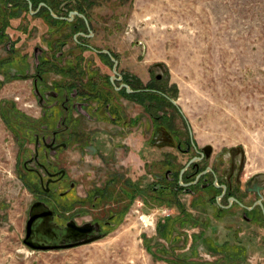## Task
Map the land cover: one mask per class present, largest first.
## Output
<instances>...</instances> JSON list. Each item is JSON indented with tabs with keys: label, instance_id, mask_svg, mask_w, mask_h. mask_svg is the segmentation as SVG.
<instances>
[{
	"label": "rangeland",
	"instance_id": "rangeland-1",
	"mask_svg": "<svg viewBox=\"0 0 264 264\" xmlns=\"http://www.w3.org/2000/svg\"><path fill=\"white\" fill-rule=\"evenodd\" d=\"M18 1L6 0L0 9L5 14L0 23V264H181L171 262L185 259L177 255L179 249L174 247L178 245L167 243L165 231L173 229L175 222L166 226L165 219L196 211L189 205L187 193H155L150 189L152 172L165 170L167 166L161 162L167 157L148 143L144 153L147 195H134L129 209L106 237L54 250H36L23 242L32 201L22 166L26 150L23 128L26 117L38 116L40 108L35 102L33 79L11 76L6 65L21 61L28 67L26 73L33 74V47L39 37L54 33L55 28ZM89 10V23L96 31L92 43L97 48L109 47L117 55L118 70L132 73L144 87L151 81L153 64H163L166 86H172L171 98L179 111L169 104L162 111L171 113L178 130L186 132L189 126L200 145L211 144L215 149L239 146L245 151L248 170L264 173V0H110ZM8 37L17 42L14 54L6 50ZM66 54L83 55L85 62L91 63L97 59L89 50L73 49ZM87 67L78 83L86 90L90 89L83 84L90 72ZM90 67L92 74L98 70L97 77L93 76L99 84L111 75L110 66L92 63ZM43 76L48 85L59 79L52 70ZM111 99H117L116 94ZM120 102L121 121L82 123L81 149L70 147L66 151L67 166L75 178L83 171L86 182H91L94 174L98 181L104 180L114 163L106 153L112 150L115 160L120 159L121 145L129 153L132 180L142 173L136 154L140 144L129 121L140 108L129 100ZM142 114L147 136L150 120L144 110ZM114 135L123 142L116 148ZM92 136L99 138L98 147ZM186 228L191 232L190 225ZM168 247L177 253L173 258L165 251ZM201 257L210 258L204 252ZM191 259L193 262L186 264H211Z\"/></svg>",
	"mask_w": 264,
	"mask_h": 264
},
{
	"label": "flooded vegetation",
	"instance_id": "flooded-vegetation-1",
	"mask_svg": "<svg viewBox=\"0 0 264 264\" xmlns=\"http://www.w3.org/2000/svg\"><path fill=\"white\" fill-rule=\"evenodd\" d=\"M29 1L30 7L28 0L18 2H25L28 12L42 16L55 29L54 33H45L38 38L39 44L37 42L33 47L35 72L25 77L33 79L35 102L40 113L26 117L23 128L26 150L22 166L32 189L23 240L26 238L40 247L48 246L33 248L36 250H54L106 237L119 224L134 195H147L148 185L144 184V179L148 167L144 153L148 143L150 148L158 147L167 157L161 162L167 168L152 172L154 184L150 189L155 193H187L189 205L196 211L181 214L173 220L169 216L165 219L166 226L175 222L173 229L165 231L167 243L173 244L171 246L181 243L174 247L179 249V254L170 247L165 251L170 258L177 254L185 259L171 262L186 264L193 262L191 258L195 257L196 263L209 260L211 264H264V176L248 170L245 151L239 146L215 149L211 144L200 145L189 126L186 132H181L173 125L171 113L162 111L168 104L179 111L171 100L172 86H166L164 67L153 65L151 81L142 87L138 77L118 70L120 62L109 47L101 45L97 48L92 43L96 31L89 23V9L110 0ZM5 4L6 0H0V9ZM4 15L0 13V23L4 21ZM61 27L64 28L62 32L55 33ZM6 40L7 52L14 54L16 40L9 37ZM73 49L94 53L97 59L92 63L110 66L111 75L105 76L99 84L95 78L98 70L92 74L90 60L85 62L83 55L66 54ZM86 64L90 70L83 83L89 85L87 90L78 85L82 82ZM6 68L11 76L19 78L28 69L21 61L9 63ZM46 70L54 71L59 79L48 85L43 76ZM103 84L112 89V96ZM125 85L132 91H127ZM115 94L117 99H111ZM143 94L145 103L141 101ZM123 100L132 101L140 108L129 121L136 128L133 132L140 144L136 154L141 161V168H138L142 173L132 180L131 163L127 161L129 153L121 145L120 159L115 160L117 155L115 157L112 150L106 153L114 163L104 180L98 181L94 174L91 182H86L88 177L83 171L75 178L67 166L70 160L66 151L70 147L81 149L82 123L121 121L124 116L120 112V101ZM161 102L164 103L162 107ZM143 110L150 120L147 136ZM92 138L98 147L99 138ZM115 138L114 135V148L123 143ZM186 225H190L191 232L188 228L183 229ZM179 231L184 234L172 236V232ZM203 252L210 258H202Z\"/></svg>",
	"mask_w": 264,
	"mask_h": 264
},
{
	"label": "water",
	"instance_id": "water-1",
	"mask_svg": "<svg viewBox=\"0 0 264 264\" xmlns=\"http://www.w3.org/2000/svg\"><path fill=\"white\" fill-rule=\"evenodd\" d=\"M28 4H29V7H30V6H31V1L28 0ZM61 7H62V6H61ZM106 52L108 53V51H106ZM112 59H113V61L115 62V65H116V60H115L113 57H112ZM115 65H114V68H113V71H114V72H116V70H115ZM153 65L164 67L163 64H162L161 62H157V63H155V64H153ZM20 76L23 77V78H25V77H27V73H25V74H21ZM125 88H127V91H132L131 88H129V87L126 86V85H125ZM171 100H172L173 104L176 105V101L173 100V99H171ZM190 131H191V130H190ZM261 175L264 176V173H263V174L261 173ZM88 241H92V239H89ZM23 242H24L25 244L30 245L32 248H36V249H41V248H42V249H45V248H48V246H41V247H40V246H38V245H35V244L29 242L26 238H24Z\"/></svg>",
	"mask_w": 264,
	"mask_h": 264
},
{
	"label": "trees",
	"instance_id": "trees-1",
	"mask_svg": "<svg viewBox=\"0 0 264 264\" xmlns=\"http://www.w3.org/2000/svg\"><path fill=\"white\" fill-rule=\"evenodd\" d=\"M141 101H143L144 103L147 102V101H146V96H145L144 94H143V96H142ZM163 105H164V103L161 102V105H160V106L162 107Z\"/></svg>",
	"mask_w": 264,
	"mask_h": 264
},
{
	"label": "bare ground",
	"instance_id": "bare-ground-1",
	"mask_svg": "<svg viewBox=\"0 0 264 264\" xmlns=\"http://www.w3.org/2000/svg\"><path fill=\"white\" fill-rule=\"evenodd\" d=\"M145 218H146V217H145ZM143 219H144V217H143ZM144 220H145V219H144ZM144 220H143V221H144ZM146 221H147V224H149L147 219H146Z\"/></svg>",
	"mask_w": 264,
	"mask_h": 264
}]
</instances>
